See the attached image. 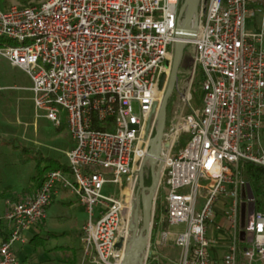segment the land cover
Returning <instances> with one entry per match:
<instances>
[{
	"label": "built area",
	"instance_id": "built-area-1",
	"mask_svg": "<svg viewBox=\"0 0 264 264\" xmlns=\"http://www.w3.org/2000/svg\"><path fill=\"white\" fill-rule=\"evenodd\" d=\"M182 2L44 0L0 9V56L30 77L37 114L60 126L66 112L74 141L67 170L49 171L35 194L10 204L0 264H20L16 244L45 220L61 189L89 215L82 242L93 264L117 263L116 245L129 235L124 189L135 190L150 151ZM189 44L192 74L178 82L162 142L167 211L159 223L185 225L175 232V264H212L211 249L224 238V264H264V203L258 208L254 197L250 217L241 168H264V0H202ZM197 77L201 104L192 106ZM184 135L185 146L174 152ZM108 183L119 186V197L103 192ZM172 233L165 229V240ZM244 241L250 245L242 249Z\"/></svg>",
	"mask_w": 264,
	"mask_h": 264
},
{
	"label": "rangeland",
	"instance_id": "rangeland-1",
	"mask_svg": "<svg viewBox=\"0 0 264 264\" xmlns=\"http://www.w3.org/2000/svg\"><path fill=\"white\" fill-rule=\"evenodd\" d=\"M44 0H0V9L9 8L13 5H39ZM248 27L250 24L248 22ZM1 40V39H0ZM187 50L194 53L193 44L187 46ZM167 70L165 71V74ZM192 74V68H180L179 84L185 83L186 79ZM194 82L192 83V95L194 90ZM32 83L30 77L19 67L12 66L5 58L0 56V215L3 216L5 212V200L15 194L23 192L25 189L32 188L39 180L35 177L38 173L45 175L43 166L49 164L43 160V164L38 168L39 160L44 158H51L60 163H68V150L74 146V141L71 138L68 126L64 125L58 128L55 124L49 121L42 115L37 114L35 110L34 93L30 90ZM178 87H176L173 97L171 99L168 109V122L174 116V112L178 106ZM200 94V90L197 91ZM200 97V95H199ZM193 98V97H192ZM192 106H196V100L191 101ZM66 112H62V121L67 122ZM187 135H184L180 143L176 145L174 152L180 151L186 144ZM145 174L147 178L146 184L151 182V175L149 167L146 166ZM244 176V175H243ZM137 187L134 190V212L136 204ZM105 194H114L119 197V186L108 183L103 189ZM5 193V196L3 194ZM164 195L165 189L159 186L156 194V201L158 197ZM74 205L66 207L61 204L58 198L53 207L46 214L47 218L44 223L47 227L43 229L42 234H47L48 230L55 235H51L44 246H56L70 244L78 246L79 240L76 237L77 230L89 219V215L84 207H81L76 202L78 199L75 195ZM166 200V199H165ZM202 199H199L201 203ZM133 212V222H134ZM98 210H96V214ZM126 218V217H125ZM166 222V221H164ZM163 222V223H164ZM142 220L140 219V227ZM154 226V225H153ZM48 229V230H47ZM171 232H181L185 230V225L168 227ZM153 230V228H152ZM212 230V226L210 227ZM68 231V233H65ZM83 233V229L81 230ZM133 235L132 229L129 231L127 239H131ZM163 230L157 234L155 241L150 239L149 249L144 251V255H149L150 251L157 254L158 261L161 264H175L179 257L180 250L175 246L171 239L165 240L163 237ZM216 237V236H215ZM27 238L30 235L27 234ZM218 239V238H217ZM225 239V240H224ZM219 239L220 242L225 243L227 238ZM121 241V240H120ZM119 241V242H120ZM140 244V241L137 245ZM250 245L248 241L241 242V248H246ZM26 253H34V249L30 245H26ZM123 247H118V251L122 252ZM23 251L19 252V257L25 262V255ZM38 255V254H36ZM93 255V254H92ZM91 256V255H90ZM42 257V258H41ZM44 251L39 253L32 261L26 264H44L42 260L48 258ZM87 264H93L89 262ZM119 259V258H118ZM63 261L55 262V264H63ZM114 261L113 263H115ZM66 264V263H64Z\"/></svg>",
	"mask_w": 264,
	"mask_h": 264
},
{
	"label": "water",
	"instance_id": "water-1",
	"mask_svg": "<svg viewBox=\"0 0 264 264\" xmlns=\"http://www.w3.org/2000/svg\"><path fill=\"white\" fill-rule=\"evenodd\" d=\"M202 0H183L178 15V25L176 29L177 41L173 49V59L170 67L168 79L165 75L161 77L160 86H165V93L159 105L156 115L155 132L151 140L150 151L143 160L139 170V182L136 193V204L134 212V222L131 224L133 235L131 239L117 243V247L124 248V255L120 264H147L149 255H144V251L149 249L152 228L154 224L156 194L159 190L161 175L163 171V161L161 160L162 142L168 122V109L179 82L180 68L192 66L193 55L187 50L188 42L195 39L200 18V8ZM205 11V8L203 9ZM146 166L149 167L151 182L146 184ZM248 198L251 200L249 206L250 217L254 211V193L248 183ZM140 219L142 220L141 227ZM252 223H250L251 227ZM241 239H245V232L241 233ZM140 241V244L137 243Z\"/></svg>",
	"mask_w": 264,
	"mask_h": 264
},
{
	"label": "crops",
	"instance_id": "crops-1",
	"mask_svg": "<svg viewBox=\"0 0 264 264\" xmlns=\"http://www.w3.org/2000/svg\"><path fill=\"white\" fill-rule=\"evenodd\" d=\"M62 125V124H61ZM60 125V126H61ZM60 126H57L58 128ZM73 147V145H72ZM71 147V148H72ZM70 148V149H71ZM69 149V150H70ZM68 150V151H69ZM66 166H67V163H64ZM41 181L42 179H39V181L30 189H25L23 192L19 193V194H15L13 195L12 197L10 198H6L5 200V212H4V215L1 216L0 215V221L2 222V226L4 228V231L2 234H0V243L5 239L7 238L9 232H10V227H9V223L8 221L5 219V215L9 209V206L12 202L14 201H17V200H20L22 199L23 197H26V196H31L33 194H35L37 191H38V188L41 184ZM3 194V193H2ZM3 196H5V193L3 194ZM60 199L61 201V204L63 206H66V207H72L74 205V198H73V195L71 193H69L67 190L65 189H61L57 192V194L55 195L54 199H53V202L52 204L48 207L47 209V213L50 211L51 207H53V205L55 204V201L57 199ZM78 205H80L81 207H83L79 202H76ZM46 218H47V215H46ZM45 218V219H46ZM86 223V222H85ZM84 223V224H85ZM83 224V225H84ZM162 224L163 223H159L158 224V231H157V234L160 233L162 230L164 231L165 229H163L162 227ZM83 225L77 230L76 232V237L78 238V242H79V245L78 246H72L70 244H66V245H63V246H70V247H73L75 249L78 250V264H87V258H91L89 259V262L90 263H93V256L91 255H87L85 253V246L82 242V227ZM47 227V224L44 223V221L40 224H37L35 226H32L30 227L29 229L25 230L24 232V235H25V238H26V242L25 243H17L16 244V253H17V256L20 260V264H26V262L28 261H32L35 257H37L39 255V253H41L42 251L45 252V254H47L48 258L42 260V262H44V264H55V262H58V261H63V258L65 257V254H64V250H62L61 248H59L60 246L62 245H56V246H40L38 248H35L31 243L30 241L32 240V238L36 235V234H42L43 233V229ZM48 228V227H47ZM48 230V229H47ZM6 233V234H5ZM48 233H53L51 232L50 230H48ZM65 233H68V231H65ZM27 234L30 235V238L28 239L27 238ZM44 235V234H42ZM174 236H175V233L173 232L170 236L169 239L172 240V242H174ZM26 245H30V247H32V249H34V253H26ZM227 249H228V244L227 242L225 243L224 241H221L219 244L215 245L212 247L211 249V257H212V264H224L223 263V257L224 255L226 254L227 252ZM23 251L24 253H26L25 257V262L22 261V259L19 257V252ZM38 254V255H36ZM70 255V254H69ZM72 255V254H71ZM42 258V257H41ZM64 264V261L62 262Z\"/></svg>",
	"mask_w": 264,
	"mask_h": 264
},
{
	"label": "trees",
	"instance_id": "trees-1",
	"mask_svg": "<svg viewBox=\"0 0 264 264\" xmlns=\"http://www.w3.org/2000/svg\"><path fill=\"white\" fill-rule=\"evenodd\" d=\"M29 6V5H25ZM200 89V79L197 77L194 82V90H193V98L196 100V106H199L201 104L200 97L197 91ZM64 125L68 126V123L62 122V125L59 128H62ZM46 159V160H45ZM43 160L48 162L49 164H46L43 166V171L45 172V175H40L38 173L36 175V179H43L46 174L55 169H63L67 170V166L63 163H60L59 161L51 158H42L39 160L38 163V168L41 167L43 164ZM241 168H242V174L244 175L243 177L246 179V181L251 185L254 196L257 199V207H261V203H264V168L261 166H257L251 163H241ZM147 182V178H146ZM167 211V203L166 200L164 199V195H161V198L158 197L156 201V208H155V216H154V226L152 230V242L155 241V238L157 236V231H158V224L159 220L162 214H165ZM2 222L0 221V234L3 233L4 228L1 225ZM163 229L168 228V223L164 222L162 224ZM6 234V233H5ZM51 235H55L54 233H47V234H36L30 243L35 247L38 248L40 246H44L45 242L51 238ZM6 239V238H5ZM62 250H64L65 257L63 258L64 263L66 264H78V250L70 247V246H60ZM243 249V248H242ZM70 254V255H69ZM72 254V255H71ZM147 264H161L160 261H158L157 254L152 252L148 259H147Z\"/></svg>",
	"mask_w": 264,
	"mask_h": 264
},
{
	"label": "bare ground",
	"instance_id": "bare-ground-1",
	"mask_svg": "<svg viewBox=\"0 0 264 264\" xmlns=\"http://www.w3.org/2000/svg\"><path fill=\"white\" fill-rule=\"evenodd\" d=\"M124 229L128 233L131 230V224L133 223V212H134V190L131 187L124 189ZM124 255V250L121 252L120 258L117 260L116 264H120Z\"/></svg>",
	"mask_w": 264,
	"mask_h": 264
}]
</instances>
